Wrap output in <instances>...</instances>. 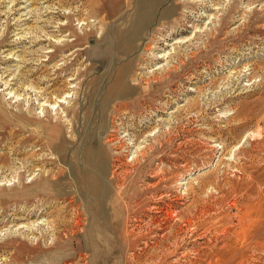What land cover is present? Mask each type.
<instances>
[{"label":"rangeland","instance_id":"obj_1","mask_svg":"<svg viewBox=\"0 0 264 264\" xmlns=\"http://www.w3.org/2000/svg\"><path fill=\"white\" fill-rule=\"evenodd\" d=\"M0 264H264V0H0Z\"/></svg>","mask_w":264,"mask_h":264}]
</instances>
